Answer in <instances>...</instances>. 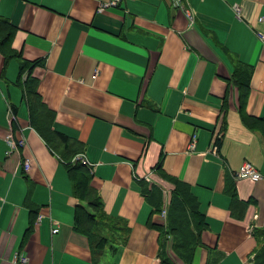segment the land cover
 <instances>
[{
    "label": "crops",
    "instance_id": "obj_1",
    "mask_svg": "<svg viewBox=\"0 0 264 264\" xmlns=\"http://www.w3.org/2000/svg\"><path fill=\"white\" fill-rule=\"evenodd\" d=\"M110 1L0 0L37 94L28 97L17 58L0 53V264H187L189 253L190 264H254L264 242V137L243 124L239 96L246 85L244 113L264 120V0L100 9ZM55 133L81 143L90 164L108 241L100 258L76 230L86 204ZM246 162L263 180L233 179ZM172 180L197 203L188 253L168 243L164 252L175 212H160Z\"/></svg>",
    "mask_w": 264,
    "mask_h": 264
},
{
    "label": "trees",
    "instance_id": "obj_2",
    "mask_svg": "<svg viewBox=\"0 0 264 264\" xmlns=\"http://www.w3.org/2000/svg\"><path fill=\"white\" fill-rule=\"evenodd\" d=\"M14 33L15 28H13L8 21L0 18V53L4 56L5 62L9 59L17 58L20 64V79L23 75L27 74L25 91H27L28 97H34V99H37V94L34 89L35 86L33 84L35 81L32 80L29 75L33 64L17 57L18 55L14 54L11 49V41ZM247 75H249V72ZM245 83L246 81L238 79V85L240 88H242ZM247 88L248 87L245 85V88L243 89L244 91H241L239 96L240 117H242V122L247 128L259 131L264 137V120L250 118L244 113ZM36 104L35 107H37ZM40 108L42 107L40 106ZM47 118L49 119V115L44 118V121H47ZM55 134L59 138L58 142L63 146V150L60 152L66 157L65 168L72 184L73 194L80 202H82V204H86L84 207L78 206L76 210V230L80 234L88 237L94 258H100L103 252L102 249L108 244L107 239L98 234V228H100L101 224L104 222V216L101 212L102 204L96 192H94L95 190L91 187V172L88 166L79 161L72 162V159L75 156L83 152V147L81 143L71 141L68 137L62 134ZM172 182L174 188L172 191L171 202L167 209V214L171 210L175 212V214L172 217V219L174 218V220H172V226L170 225L168 227L169 231H162L164 252L166 253L168 250L166 243H168V237H170L171 240L173 239V244L169 247L170 251L180 247V249L182 248L184 252L188 253L190 247L196 244L195 233L194 235L189 233L193 222L198 217L197 203L186 185L177 180H172ZM87 208H90L92 213L89 212ZM197 225L199 226L200 222H198ZM109 250L114 253L116 248L111 246ZM190 256H192L191 253L186 256L187 264H190L191 262ZM254 264H264V242L255 256Z\"/></svg>",
    "mask_w": 264,
    "mask_h": 264
},
{
    "label": "built area",
    "instance_id": "obj_3",
    "mask_svg": "<svg viewBox=\"0 0 264 264\" xmlns=\"http://www.w3.org/2000/svg\"><path fill=\"white\" fill-rule=\"evenodd\" d=\"M120 2V0H111L109 3H102L100 4V9L101 8H106V7H112V6H116L118 3ZM181 5V0H175V6H180ZM236 12H238V9L236 8ZM188 18L190 19V21L193 22V19H192V16L190 14H188ZM258 34V37L262 40V42L264 41V35L263 33H257ZM96 74L97 72H94L93 76H92V79H95L96 77ZM8 144L10 145V147H14V143L11 141L10 137H6L5 139ZM194 143H195V138L192 139V142H191V145L189 146L190 149H193L194 147ZM18 145L20 146H23L24 145V141L23 140H20L18 141L17 143ZM81 162L82 164H85L87 165L88 167H90V164L87 163V160L84 158V156L82 154H79L77 156H75L73 159H72V162ZM22 167L24 168V170L27 172L29 170V167H30V162L28 160H24L23 163H22ZM232 177L234 180H240V179H249L251 180L252 182H258V181H261L263 180V176L258 172V170L253 166L251 165L250 163H243L239 169H237L236 171L232 172ZM167 204H165L163 206V208H161V212H160V217H162V219H165L167 216ZM42 219L41 216L38 217V221H40ZM251 231V226L249 228ZM52 233L53 234H56L58 233V227H55L52 229ZM168 246H170V242H171V238L168 237ZM20 261L22 263H25L26 262V258L24 257H21L20 258Z\"/></svg>",
    "mask_w": 264,
    "mask_h": 264
},
{
    "label": "rangeland",
    "instance_id": "obj_4",
    "mask_svg": "<svg viewBox=\"0 0 264 264\" xmlns=\"http://www.w3.org/2000/svg\"><path fill=\"white\" fill-rule=\"evenodd\" d=\"M165 202L167 203V201H165ZM166 203H164V205H165ZM164 205H162V208H163ZM167 206H169V204H168Z\"/></svg>",
    "mask_w": 264,
    "mask_h": 264
}]
</instances>
